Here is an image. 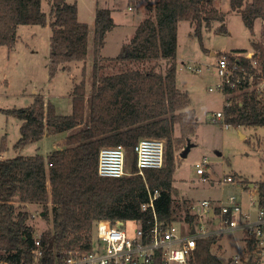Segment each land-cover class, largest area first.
Masks as SVG:
<instances>
[{"label": "trees", "instance_id": "16d2710c", "mask_svg": "<svg viewBox=\"0 0 264 264\" xmlns=\"http://www.w3.org/2000/svg\"><path fill=\"white\" fill-rule=\"evenodd\" d=\"M49 3L50 10L46 13L42 0H0V46L10 49L15 46L20 25L49 22L50 77L53 78L59 68L67 69L69 62L87 58L90 25L79 19L76 2L50 0ZM146 9L147 16L115 58L125 64L148 62L149 65L137 67L129 63V67L116 72H101L100 60L106 57H100L99 51L106 33L116 22L110 8L97 6L90 95L84 81L76 83L72 112L65 115L59 114L42 95H36L27 107H0L22 120L16 148L42 139L46 126L54 133L70 131L65 146L55 148L48 159L39 152L0 158V262L55 264L72 249H88L94 224L100 219L138 220L147 227L154 223L155 212L163 225L176 220L173 181L175 153L181 140L176 132L189 135L197 124L195 111L189 108V94L177 84L178 23L192 22L194 35L200 40L203 26L209 28L213 21L222 23L216 32L227 33L228 29L225 13L213 5V0H147ZM231 9L241 15L251 34L255 21L264 20V0H231ZM252 48V57L246 49L221 55H227L231 63L242 68L238 70L241 76L246 71L264 77V43L253 40ZM254 59L258 60L256 67L252 64ZM247 80L241 91L226 90L231 103L224 105L225 121L234 126H264V91L252 87ZM142 137L166 140L162 167L146 168L140 174L135 159L131 175L98 174L102 147L123 144L134 151V145ZM240 182L247 185L246 182L254 181L243 177ZM256 187L259 204L264 206V180L257 181ZM155 190L158 195L153 201L154 208L143 209L142 205L150 201ZM16 201L52 204V228L42 234L44 255L38 261L32 253L35 233L34 227L27 223L29 213L16 212ZM185 210L186 220L193 221L189 205ZM218 239L216 235L199 238L189 263L225 264L212 250ZM245 248L249 252L252 244Z\"/></svg>", "mask_w": 264, "mask_h": 264}, {"label": "rangeland", "instance_id": "374dc122", "mask_svg": "<svg viewBox=\"0 0 264 264\" xmlns=\"http://www.w3.org/2000/svg\"><path fill=\"white\" fill-rule=\"evenodd\" d=\"M50 0H42L43 10L49 13ZM76 2L78 16L87 22L89 41L93 44L94 20L96 7H108L115 17L116 26L106 33L105 52L115 56L100 57L115 58L123 52V46L134 35L136 27L147 16V0H67ZM156 1V0H151ZM213 5L225 13L227 33H218L216 28L222 23L213 21L208 28H202V40L194 35V24L188 20L178 23L177 47V84L189 94L190 105L196 114L195 130L189 135L176 132L181 140L176 151V170L173 185L174 208H177L176 226L187 233L181 222L186 221V207L199 199H212L217 203H229V196L235 195L243 210H256L249 206V189L256 188L257 181L264 180V126H226V121L214 120L217 111L224 112L226 94L215 88L220 81L216 73V63L219 56L235 49H246L249 56L253 54L252 41L264 43V20L255 21L254 34H251L241 15L231 9V0H213ZM50 34L49 22L45 25L23 24L17 29V41L13 48L0 46V107L22 108L30 106L36 95H42L45 101L51 102L59 114L72 112V91L76 83H86L87 94L90 95L92 66L91 60L71 61L67 69L59 68L55 77H50ZM95 40V36H94ZM104 45V44H103ZM90 46V44H89ZM118 53V54H117ZM101 58L102 73L116 72L125 69V64L115 58ZM87 59V58H86ZM154 63V62H152ZM200 67V71L190 70L186 65ZM133 66L143 67L148 62L136 63ZM161 68V67H159ZM264 91V77L253 84ZM213 87L214 90L209 88ZM253 87V86H252ZM22 120L14 115L0 110V156L9 158L18 155L42 153L45 159L55 149L64 145L65 136L70 131L54 133L45 127L43 138L23 147H14L19 139ZM243 134V135H242ZM166 143V140L163 139ZM188 140L193 143L185 157L180 153ZM136 155L132 148H127V174H132V166ZM206 160L207 175L210 180L203 181L197 174V163ZM235 177V182L220 184L226 175ZM237 175V176H236ZM243 177L254 182H240ZM257 200L258 193L254 191ZM16 212L27 211V223L34 227L36 236L52 228V204L14 202ZM46 214V216H45ZM138 225L127 222V229L133 232ZM206 226L213 228L209 221ZM219 246L212 250L222 261L229 257L244 254L245 240L242 230H234L219 236ZM190 264V263H189ZM241 264V263H238Z\"/></svg>", "mask_w": 264, "mask_h": 264}, {"label": "built area", "instance_id": "2783aa9c", "mask_svg": "<svg viewBox=\"0 0 264 264\" xmlns=\"http://www.w3.org/2000/svg\"><path fill=\"white\" fill-rule=\"evenodd\" d=\"M249 56V54H248ZM251 54L249 57H252ZM254 67L258 66V60L252 61ZM190 70L200 71V67L188 64ZM236 63H231L227 55H221L217 59L216 73L220 81L215 88L221 89L225 94V104L230 105V93L226 90L241 91V86L247 80L249 74L240 70ZM259 75V72L257 73ZM249 75L248 84L254 86L257 79L263 76ZM214 90L213 87L209 88ZM225 120V113L217 111L214 120ZM229 126V123H225ZM136 154V165L138 173L144 174L146 168H160L165 159V141L156 137H142L134 145ZM51 165V164H50ZM49 165V166H50ZM206 165L203 160L197 163V174L203 181L210 180L207 175ZM98 174L103 177H122L127 174V149L123 144H112L100 149L98 157ZM235 182V177L226 175L220 184ZM246 185V184H245ZM251 185V184H250ZM254 185V184H253ZM256 187V185H255ZM249 206L256 210H243L235 195L229 196V203H217L212 199H199L190 204L193 221H183L181 224L187 229L176 226V220L163 225L158 222L154 212V223L144 227L138 220L100 219L93 227L92 241L86 250L75 248L70 250L63 258L55 264H189L197 249V240L209 236H221L234 230H242L245 243L252 244V249L245 252L241 257H232L229 264H247L253 261L256 264H264V206L254 198L257 188L248 190ZM258 193V192H257ZM158 195V190L150 196V201L143 204V209L153 206V201ZM254 209V208H253ZM154 210V209H153ZM135 222L138 226L133 232L127 229V222ZM213 228L206 226L208 222ZM194 231V233H192ZM34 260L38 261L44 255L42 234L34 235V246L32 249ZM0 264H10L1 261Z\"/></svg>", "mask_w": 264, "mask_h": 264}, {"label": "crops", "instance_id": "0c3cea01", "mask_svg": "<svg viewBox=\"0 0 264 264\" xmlns=\"http://www.w3.org/2000/svg\"><path fill=\"white\" fill-rule=\"evenodd\" d=\"M114 19H115V17H114ZM109 32V31H108ZM94 36H95V34H94ZM94 36H93V44L91 45V42L89 41V43H88V55H87V59H85V60H83L82 62H84V61H88V60H91V58L92 57H94V56H92L93 55V53H94ZM131 39V38H130ZM129 42V41H128ZM126 43V42H125ZM89 44H90V46H89ZM104 48H105V43H104V45H103V47L101 48V54L103 55V56H115V55H113V54H109L108 52H105V50H104ZM118 54V53H117ZM249 54V53H248ZM92 56V57H91ZM61 133V132H60ZM66 137V136H65ZM0 158H2L1 156H0ZM251 185H253V183L251 184ZM254 185H256V183H254ZM257 188V187H256ZM217 245V247L219 246V248H222V247H220V246H222V245H220V243H219V239H218V241L213 245V246H216ZM246 243H245V247H246ZM213 248V247H212ZM246 252V248H244V253ZM216 254V253H215ZM218 256V255H217ZM230 257L226 260V261H223L225 264H229V261H230Z\"/></svg>", "mask_w": 264, "mask_h": 264}, {"label": "water", "instance_id": "95a60500", "mask_svg": "<svg viewBox=\"0 0 264 264\" xmlns=\"http://www.w3.org/2000/svg\"><path fill=\"white\" fill-rule=\"evenodd\" d=\"M242 135H243V134H242ZM192 146H193V143H191V142L188 140V142H187L185 148L181 151L180 156H181V157H185V156L188 154V152L190 151V149H191ZM192 233H194V231H192Z\"/></svg>", "mask_w": 264, "mask_h": 264}]
</instances>
